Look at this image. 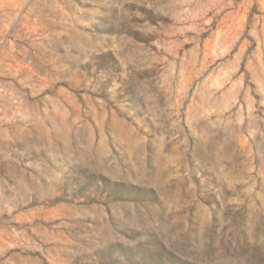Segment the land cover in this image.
<instances>
[{"label": "rangeland", "instance_id": "1", "mask_svg": "<svg viewBox=\"0 0 264 264\" xmlns=\"http://www.w3.org/2000/svg\"><path fill=\"white\" fill-rule=\"evenodd\" d=\"M0 264H264V0H0Z\"/></svg>", "mask_w": 264, "mask_h": 264}]
</instances>
